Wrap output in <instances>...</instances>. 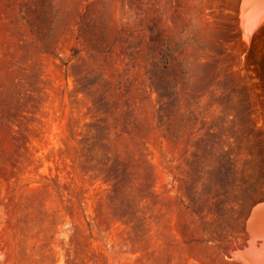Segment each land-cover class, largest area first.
Returning <instances> with one entry per match:
<instances>
[{"label":"rangeland","instance_id":"374dc122","mask_svg":"<svg viewBox=\"0 0 264 264\" xmlns=\"http://www.w3.org/2000/svg\"><path fill=\"white\" fill-rule=\"evenodd\" d=\"M250 35L243 0H0V264H245Z\"/></svg>","mask_w":264,"mask_h":264},{"label":"bare ground","instance_id":"6f19581e","mask_svg":"<svg viewBox=\"0 0 264 264\" xmlns=\"http://www.w3.org/2000/svg\"><path fill=\"white\" fill-rule=\"evenodd\" d=\"M263 19L264 0H243V26L247 37L259 27ZM262 205L255 207L249 221V246L242 255L245 264H264V208L259 210ZM255 213L259 215L255 216Z\"/></svg>","mask_w":264,"mask_h":264},{"label":"water","instance_id":"95a60500","mask_svg":"<svg viewBox=\"0 0 264 264\" xmlns=\"http://www.w3.org/2000/svg\"><path fill=\"white\" fill-rule=\"evenodd\" d=\"M263 203V205H262V207L261 208H259V210H262L263 208H264V202H262ZM254 211V210H253ZM252 213V212H251ZM258 213H260V212H258ZM258 213H255V216L256 215H259ZM251 216V215H250Z\"/></svg>","mask_w":264,"mask_h":264}]
</instances>
